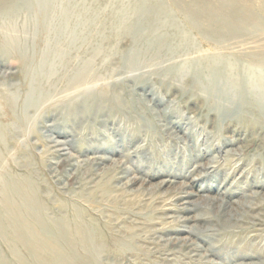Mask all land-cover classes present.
Here are the masks:
<instances>
[{"label":"rangeland","instance_id":"rangeland-1","mask_svg":"<svg viewBox=\"0 0 264 264\" xmlns=\"http://www.w3.org/2000/svg\"><path fill=\"white\" fill-rule=\"evenodd\" d=\"M42 1L0 0V190L86 228L43 235L71 264H264V0H220L222 31L206 0ZM7 239L0 264H60Z\"/></svg>","mask_w":264,"mask_h":264},{"label":"bare ground","instance_id":"bare-ground-1","mask_svg":"<svg viewBox=\"0 0 264 264\" xmlns=\"http://www.w3.org/2000/svg\"><path fill=\"white\" fill-rule=\"evenodd\" d=\"M20 2L19 3H24L23 5L24 6H30V4L33 2V1H35L37 4L39 3V2H41L42 0H19ZM44 1V0H43ZM42 1V2H43ZM207 1V4L210 6V10H209V14H208V17H206L207 19H205L206 21H207V23H208V26L209 27H214L213 28V30L215 31V29H222L221 27H219L218 26V23L216 24L215 22H214V17H215V14H216V11L218 12V10L220 9L221 10V8L219 7V4H220V0H210V1H208V0H206ZM230 1V3H231V5H232V7L230 8V9H232V10H230L231 12L229 13V17L230 18H237V17H239V13H238V8H237V6H236V4L234 3V1H232V0H229ZM9 2V0H5V3L7 4ZM47 2V1H46ZM49 2V1H48ZM60 2H61V0H60ZM77 2V1H76ZM146 2H148V1H146ZM151 2V1H150ZM51 3V4H50ZM13 4V3H12ZM49 6H45V7H49V8H47V9H49V10H47L48 12L49 11H55L56 10V8H58V5H56L55 3H53V2H49V3H47ZM146 4V3H145ZM15 5V4H14ZM17 5H18V3H17ZM43 5V4H42ZM141 5V4H140ZM221 5V4H220ZM32 6V5H31ZM44 7V6H43ZM44 7V8H45ZM18 8H19V6H18ZM17 7H16V9L19 11V9H18ZM21 9H22V7H20ZM29 8V7H28ZM31 8V7H30ZM41 8V7H40ZM39 8V9H40ZM43 8V9H44ZM139 8V7H138ZM153 8V7H152ZM43 9H41V10H43ZM188 9V8H187ZM205 9H209V8H206L205 7ZM62 10V9H61ZM139 10V9H138ZM155 10V9H154ZM190 10V9H189ZM219 10V11H220ZM227 10H229V9H227ZM24 11V10H23ZM23 11H21V12H23ZM39 11V10H38ZM45 11V10H44ZM66 12H67V9H66ZM68 12H70L69 11V9H68ZM204 12V11H203ZM208 12V11H207ZM24 13V12H23ZM59 13V12H58ZM74 13V12H73ZM191 13V12H190ZM35 14V13H34ZM63 14V13H62ZM70 14V13H69ZM29 15V14H28ZM27 15V16H28ZM40 15V14H39ZM45 15V14H44ZM55 15V14H54ZM64 15H66V13H64ZM188 15V14H187ZM206 15V14H205ZM214 15V16H213ZM24 16V15H23ZM67 16V15H66ZM71 16H74V17H76V15H73V14H71ZM70 16V17H71ZM155 16V15H154ZM31 17V16H30ZM61 17V16H60ZM69 17V16H68ZM67 17V18H68ZM82 17V16H81ZM152 17V16H151ZM36 18V17H35ZM52 18V17H51ZM78 18V20H79V16L77 17ZM127 18V17H126ZM243 18V17H242ZM31 19V18H30ZM33 19V18H32ZM57 19V18H56ZM63 18H61V20H62ZM69 19V18H68ZM29 20V19H28ZM58 20V19H57ZM57 20L56 21H54V22H57ZM70 20V19H69ZM32 21V20H31ZM41 21V20H40ZM52 21V20H51ZM76 21H77V19H76ZM79 21H81L82 22V20L80 19ZM79 21H78V23H79ZM85 21V20H84ZM158 21H159V19H158ZM209 21V22H208ZM50 22V21H49ZM60 21H58V23H59ZM64 22V21H63ZM148 22V21H147ZM214 22V23H213ZM32 23H33V21H32ZM71 23H76L77 24V22H71ZM205 23V22H204ZM2 24V23H1ZM44 24V23H43ZM43 24H41V25H43ZM81 24V23H80ZM80 24H77V26L78 25H80ZM46 25V24H45ZM58 25V24H57ZM62 24L60 23V25H59V27L61 26ZM68 25V24H67ZM87 25V24H86ZM52 26V25H51ZM64 26V25H63ZM62 26V27H63ZM65 26H66V24H65ZM161 26V25H160ZM201 26V25H200ZM46 27H47V25H46ZM58 27V26H57ZM61 27V28H62ZM68 27H70V26H68ZM74 27V26H73ZM216 27H218V28H216ZM32 28H33V25H32ZM52 28V27H51ZM54 28V27H53ZM50 29L51 31L52 30H54V29ZM61 28H59V29H61ZM63 28H65L66 30H67V32L68 31H70V29L68 30L66 27H63ZM70 28H72V27H70ZM76 28V27H75ZM75 28L73 29L74 30V32H75ZM78 28V27H77ZM132 28H134V27H132ZM35 29V28H34ZM49 29V28H48ZM55 29H56V27H55ZM59 29L58 30H56V32L57 31H59ZM65 29H64V31H65ZM29 30H30V27H29ZM37 30V29H36ZM44 30V29H43ZM46 30V29H45ZM50 30H48L49 32H50ZM62 30V29H61ZM77 30V29H76ZM38 31V30H37ZM36 31V32H37ZM71 31H72V29H71ZM70 31V32H71ZM132 31V30H131ZM164 31V30H163ZM163 31H162V33H163ZM222 31V30H221ZM35 32V31H34ZM53 32V31H52ZM66 32V31H65ZM64 32V33H65ZM66 32V33H67ZM73 32V31H72ZM32 33H33V31H32ZM48 33V32H47ZM54 33H55V30H54ZM60 33V32H59ZM58 32H57V34H59ZM77 33V32H76ZM133 33H135V32H133ZM53 34V33H52ZM57 34H53V35H57ZM68 34L69 35H67L66 34V36H69V38H71L70 36H72V38H74L73 37V35L71 34V33H69L68 32ZM71 34V35H70ZM158 34V33H157ZM168 34V33H167ZM35 35H37V34H35ZM46 35H48V34H46ZM60 36L62 35V34H59ZM135 35V34H134ZM160 35V34H159ZM163 35V34H162ZM169 35V34H168ZM49 36H51L50 35V33H49ZM54 36V37H55ZM166 36V35H165ZM59 37V36H58ZM63 37V36H62ZM76 37V36H75ZM154 37V36H153ZM157 37V36H156ZM50 37H48V41H50V39H49ZM55 38H57V37H55ZM66 38V40H69V38L68 37H65ZM158 38V37H157ZM160 38V37H159ZM75 39V38H74ZM155 39V38H154ZM55 40H57V39H55ZM60 40V39H59ZM72 40V39H71ZM135 40H136V38H135ZM153 40V39H152ZM15 41V40H14ZM13 41V39H11V38H6L5 36L4 37H2V39L0 40V48L2 47L4 50L5 49H9V50H11L10 51V53L12 52L14 55H20L21 57L22 56H24L23 54H21V52L20 51H18V42L17 41H15L14 42ZM31 41V40H30ZM46 41H47V37H46ZM45 41V42H46ZM51 41L53 42V38L51 39ZM50 41V42H51ZM74 41V40H73ZM138 41V40H137ZM172 41V40H171ZM36 42V41H35ZM50 42H48L47 44H49ZM62 42V41H61ZM60 42V43H61ZM164 42V41H163ZM30 43V42H29ZM33 43V42H32ZM31 43V44H32ZM145 43V42H144ZM154 43H156V42H154ZM154 43H153V45H154ZM159 43H160V41H159ZM159 43H157L155 46L157 47V46H159ZM13 44L15 45L14 47L16 48H13ZM46 44V43H45ZM50 44H52V43H50ZM49 44V45H50ZM62 44H65L66 45V43H64V41L61 43V45ZM68 44V43H67ZM162 44V43H161ZM167 44V43H166ZM27 45V46H26ZM68 45H71V44H68ZM23 46V45H22ZM25 46H26V49H27V47H28V44H26L25 43ZM25 46H23V47H25ZM34 46V45H33ZM60 46V45H59ZM58 46V47H59ZM63 46V45H62ZM67 46V45H66ZM66 46L65 47H63V48H66ZM30 47H31V45H30ZM49 47V46H48ZM54 47H55V44H54ZM75 47V46H74ZM73 47V48H74ZM152 47V46H151ZM165 47V46H164ZM163 47V48H164ZM43 48H44V46H43ZM43 48H42V50H43ZM70 47H68L67 46V49L68 50H70L69 49ZM154 48V47H153ZM160 49H162V47H159ZM166 48V47H165ZM24 49V48H23ZM31 49H32V47H31ZM60 49V48H59ZM75 49V48H74ZM152 49V48H151ZM156 49V48H155ZM2 50V49H1ZM45 50H48V49H45L44 48V51ZM56 50H57V46H56ZM61 50H64V49H61ZM3 51V50H2ZM24 51V50H23ZM33 52H34V50H32ZM51 50H49V52H50ZM54 51H55V49H54ZM66 51V50H65ZM64 51V52H65ZM141 51H142V49H141ZM165 51V50H164ZM259 51H261L260 53L262 54V51H264V50H259ZM26 53H28L27 51H25ZM40 52V51H39ZM42 52V54H45L43 51H41ZM160 52V51H159ZM158 52V53H159ZM163 52V51H162ZM5 53H8V52H5ZM25 53V54H26ZM53 53V52H52ZM60 54H61V52H59ZM66 53V52H65ZM161 53V52H160ZM42 54H41V57H42ZM54 54H58L57 52H55ZM141 54V53H140ZM34 55V54H33ZM50 55V54H49ZM131 55V54H130ZM133 55V54H132ZM251 55V54H250ZM254 55V54H253ZM46 56V55H45ZM54 56V55H53ZM52 55L50 56L51 58L53 57ZM62 56V55H61ZM64 57H65V55H63ZM255 56V55H254ZM32 57H34V56H32ZM31 57V58H32ZM55 57V56H54ZM53 57V59H55ZM133 57H135V56H133ZM22 58H24V57H22ZM29 58H30V56H29ZM130 58V57H129ZM36 59V58H35ZM39 59H41L40 57H39ZM38 59V60H39ZM42 59H43V57H42ZM42 59H41V62H42ZM57 61V60H56ZM130 61V60H129ZM207 61V60H206ZM257 61V60H256ZM27 62V61H26ZM25 61L24 62H21L22 63V69H25L26 68V73H27V71L29 70L28 68V66H27V63H26ZM35 62H36V60H35ZM39 62V61H38ZM43 62H45V61H43ZM52 62V61H51ZM62 62V61H61ZM45 63H47V62H45ZM53 63V62H52ZM54 63H56V62H54ZM54 63H53V65H54ZM58 63V62H57ZM129 63V62H128ZM210 63H211V61H210ZM39 65H40V63H38ZM206 64H207V62H206ZM216 64V63H215ZM42 65V64H41ZM44 65V64H43ZM56 65V64H55ZM58 65H59V63H58ZM63 65V64H62ZM209 65V64H208ZM31 66H33V65H31ZM203 66V65H202ZM34 67V66H33ZM38 67V66H37ZM43 67V66H42ZM42 67H39V68H42ZM44 67H46V66H44ZM47 67H48V63H47ZM204 67H205V65H204ZM206 67H207V65H206ZM211 67L212 66H210L209 68H210V70H212L211 69ZM232 67H234V66H232ZM31 68V67H30ZM62 68V67H61ZM208 68V67H207ZM235 68V67H234ZM28 69V70H27ZM43 69V68H42ZM42 69H40V70H42ZM52 69V68H51ZM54 69V68H53ZM205 69V68H204ZM215 68H213V70H214ZM221 68H219V70H220ZM33 70V69H32ZM39 70V69H38ZM50 69L48 68V71H49ZM208 70V69H207ZM210 70L208 71V72H210ZM212 70V71H213ZM222 70V69H221ZM217 71V70H216ZM37 71L35 70V72L33 71V75L36 73ZM42 72V71H41ZM41 72H39V73H41ZM44 72V71H43ZM215 72V71H214ZM219 72V71H218ZM30 73V72H29ZM28 74V73H27ZM26 74V75H27ZM32 74V73H31ZM37 74V73H36ZM35 74V75H36ZM42 74V73H41ZM210 74H211V72H210ZM209 74V75H210ZM33 75H31V76H33ZM220 75V74H219ZM218 75V76H219ZM211 76V75H210ZM210 76H207V78L208 77H210ZM212 76H214V75H212ZM216 76V75H215ZM214 76V77H215ZM34 77V76H33ZM206 78V79H207ZM213 78V77H212ZM220 78H221V76H220ZM31 79H34V78H32L31 77ZM210 79V78H209ZM214 79V78H213ZM36 81H37V79H35ZM211 80V79H210ZM209 80V81H210ZM215 80V79H214ZM35 81V82H36ZM212 81V80H211ZM220 82V80H217L216 81V83H218L219 84V82ZM213 82V81H212ZM207 83H209V82H207ZM215 83V82H214ZM210 84H211V82H210ZM206 85V84H205ZM216 85V84H215ZM218 87H220V86H218ZM223 87V86H222ZM31 88V87H30ZM32 88H33V86H32ZM37 89V88H36ZM224 89H226V87L224 88ZM31 90H33V89H31ZM210 90H212V89H210ZM227 90V89H226ZM236 90V89H235ZM234 90V91H235ZM35 91V90H34ZM213 91H214V88H213ZM237 91V90H236ZM36 92V91H35ZM215 92V91H214ZM225 92V91H224ZM28 94V93H27ZM33 94H35V93H33ZM262 94V93H261ZM29 96V95H28ZM35 96V95H34ZM7 97V96H6ZM13 97V96H12ZM12 97L10 98V97H7L6 99H8V100H10V99H12ZM15 97V96H14ZM13 97V98H14ZM38 97V96H37ZM34 98V97H33ZM15 99V98H14ZM32 99V98H31ZM8 100H6L7 102H8ZM16 100V99H15ZM33 100V99H32ZM260 101V100H259ZM9 103V105H10V108H11V103L10 102H8ZM12 103H14V102H12ZM29 103V102H28ZM259 104L261 103V102H258ZM12 106H14V105H12ZM13 108H15V107H13ZM12 108V109H13ZM11 110V109H10ZM14 110V109H13ZM15 111V110H14ZM3 112V111H2ZM11 113H12V111H11ZM16 128V127H15ZM18 128V127H17ZM5 131V130H4ZM10 179H11V177L13 178V176H11V175H9L8 176ZM29 178V177H28ZM25 179V177H24V179L26 180V184H23V183H20V182H11V183H8V181H6L5 179H4V181H6L5 183H6V185H5V187L4 188H2V190H0V196H1V198H0V234L1 235H3V237H5V235H7V237H8V239H7V241L11 244H16V242L17 243H21L22 244V246L24 247V248H30L31 250H34V249H36V248H40V249H42V247H45L46 248V246H48L51 250H52V252H53V256L54 257H56V259L59 261V263L60 264H71V263H73V262H76V261H78V257L75 255V254H73V255H71V256H69L67 253H57L56 252V254H55V252H54V248H53V246L49 243V241L47 240V239H45V238H43V235L45 236V234H50V232L51 231H53V230H57V232H58V234H59V240H61L66 246H68L70 249H74L75 248V245L79 242V244L81 243V244H84V240H83V234L84 233H86V228L83 226V225H81V224H79V223H77V224H74V225H72V227L70 226V224H67L66 222H64L63 220H61V219H59V220H56V219H49V218H46L45 217V215H43L42 214V208H43V204H41L42 202H44L45 200H39V199H37V196H36V194H35V192H34V185L35 184H33L34 182H31L30 181V178L29 179ZM12 180V179H11ZM20 180V179H19ZM37 187V186H36ZM45 203V202H44ZM45 205V204H44ZM46 205H47V203H46ZM45 207V209L47 210V208H46V206H44ZM45 210V211H46ZM45 213V212H44ZM186 220V219H185ZM52 228H53V230H52ZM193 232V231H192ZM110 238V237H109ZM53 240V239H52ZM78 245V244H77ZM33 248V249H32ZM117 250V249H116ZM75 253V252H74ZM17 254V253H16ZM77 254V253H76ZM41 254H39L38 256H40ZM18 256V255H17ZM46 256V255H45ZM44 256V257H45ZM80 259H81V257H80ZM84 260V259H83Z\"/></svg>","mask_w":264,"mask_h":264}]
</instances>
